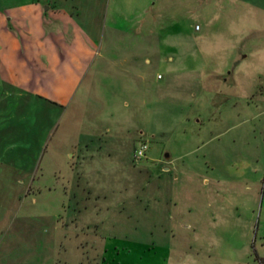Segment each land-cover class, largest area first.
Wrapping results in <instances>:
<instances>
[{"label": "rangeland", "instance_id": "obj_1", "mask_svg": "<svg viewBox=\"0 0 264 264\" xmlns=\"http://www.w3.org/2000/svg\"><path fill=\"white\" fill-rule=\"evenodd\" d=\"M25 1L92 52L0 80V264H264V0Z\"/></svg>", "mask_w": 264, "mask_h": 264}, {"label": "crops", "instance_id": "obj_2", "mask_svg": "<svg viewBox=\"0 0 264 264\" xmlns=\"http://www.w3.org/2000/svg\"><path fill=\"white\" fill-rule=\"evenodd\" d=\"M38 7L25 1L0 10V80L18 96L38 94L59 101L80 81L92 48L65 13L46 14ZM54 32L63 37L58 45L50 41ZM33 66L39 67V77Z\"/></svg>", "mask_w": 264, "mask_h": 264}, {"label": "built area", "instance_id": "obj_3", "mask_svg": "<svg viewBox=\"0 0 264 264\" xmlns=\"http://www.w3.org/2000/svg\"><path fill=\"white\" fill-rule=\"evenodd\" d=\"M145 146H141L139 147L136 151H135V157H142L143 152H144Z\"/></svg>", "mask_w": 264, "mask_h": 264}, {"label": "water", "instance_id": "obj_4", "mask_svg": "<svg viewBox=\"0 0 264 264\" xmlns=\"http://www.w3.org/2000/svg\"><path fill=\"white\" fill-rule=\"evenodd\" d=\"M167 157V156H166Z\"/></svg>", "mask_w": 264, "mask_h": 264}]
</instances>
